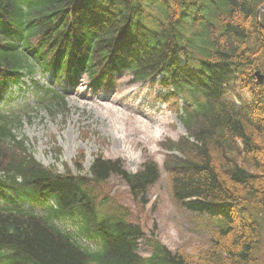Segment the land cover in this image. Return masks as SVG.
<instances>
[{"label":"trees","instance_id":"1","mask_svg":"<svg viewBox=\"0 0 264 264\" xmlns=\"http://www.w3.org/2000/svg\"><path fill=\"white\" fill-rule=\"evenodd\" d=\"M264 0H0V94L36 73L110 86L161 77L187 135L162 143L173 200L206 216L207 248L170 250L106 193L146 202L161 168L99 154L88 171L40 163L0 115V264H264ZM50 110L65 107L54 91ZM58 158L61 154L60 149ZM71 222L68 229L59 224ZM141 242L150 255L140 252Z\"/></svg>","mask_w":264,"mask_h":264},{"label":"rangeland","instance_id":"2","mask_svg":"<svg viewBox=\"0 0 264 264\" xmlns=\"http://www.w3.org/2000/svg\"><path fill=\"white\" fill-rule=\"evenodd\" d=\"M34 81H39L40 86L27 81L20 90L14 89L11 99L0 101V113L20 116V126L15 131L25 138L40 163L60 171L67 164L75 170L80 152H84L86 171L102 154L106 159L122 161L128 172L135 173L147 159H153L162 174L148 190L145 203L135 200L127 183L117 176L108 181L106 193L130 210V220L141 225L148 237L160 239L170 250L184 249L195 254L208 247V219L182 209L172 198L164 168L168 151L162 143L168 139L177 141L186 131L180 122L181 105L175 106L165 97L161 78L133 84L129 74L121 73L108 88H95L86 77L77 87H71L63 78L55 80L51 74H38ZM48 89L65 96L64 108L53 112L48 109L46 104L52 101V95L45 94ZM140 126L146 130L140 131ZM65 226L71 229L73 224ZM140 252L149 256V246L141 242Z\"/></svg>","mask_w":264,"mask_h":264},{"label":"water","instance_id":"3","mask_svg":"<svg viewBox=\"0 0 264 264\" xmlns=\"http://www.w3.org/2000/svg\"><path fill=\"white\" fill-rule=\"evenodd\" d=\"M257 21L260 24V26L264 29V4L259 8L257 12ZM256 83L259 86H262L264 84V75L261 74L259 71L256 72Z\"/></svg>","mask_w":264,"mask_h":264},{"label":"bare ground","instance_id":"4","mask_svg":"<svg viewBox=\"0 0 264 264\" xmlns=\"http://www.w3.org/2000/svg\"><path fill=\"white\" fill-rule=\"evenodd\" d=\"M258 22V21H257ZM259 24V23H258ZM260 25V24H259ZM263 29V28H262ZM133 92H135V91H133ZM132 92V93H133ZM142 103H140V105H141ZM106 108L109 110V111H114V108L113 107H110V106H108V105H106ZM146 125H147V122L145 123ZM145 126V125H144ZM140 131H145L146 130V128H144V127H142V126H140V127H137ZM131 135V134H130ZM129 137V134H128V136L126 137V138H128ZM203 218H206L207 219V217L206 216H204ZM201 250H203V249H201ZM201 250H199L198 252H200Z\"/></svg>","mask_w":264,"mask_h":264}]
</instances>
